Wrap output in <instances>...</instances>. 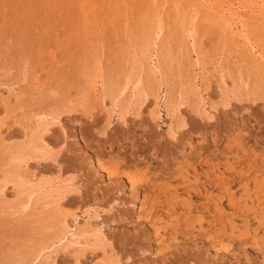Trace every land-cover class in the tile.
<instances>
[{"label":"rangeland","instance_id":"374dc122","mask_svg":"<svg viewBox=\"0 0 264 264\" xmlns=\"http://www.w3.org/2000/svg\"><path fill=\"white\" fill-rule=\"evenodd\" d=\"M263 207L264 0H0V264H264Z\"/></svg>","mask_w":264,"mask_h":264},{"label":"bare ground","instance_id":"6f19581e","mask_svg":"<svg viewBox=\"0 0 264 264\" xmlns=\"http://www.w3.org/2000/svg\"><path fill=\"white\" fill-rule=\"evenodd\" d=\"M194 31V30H193ZM158 33H161V31H159ZM159 37H162V35L160 34L159 35ZM149 47V46H148ZM150 48V47H149ZM148 52H149V50H147ZM199 52V51H198ZM148 66V65H147ZM150 66H148V68H149ZM160 67V66H159ZM159 70H160V68H159ZM162 70V69H161ZM157 72H159L158 71V68H157V70H156ZM156 71H152V73L154 74ZM155 75V74H154ZM157 76V75H156ZM164 76V75H163ZM160 79V78H159ZM140 80V79H139ZM143 81V80H142ZM141 81V82H142ZM146 81V80H145ZM156 81H157V79H156ZM130 82V81H129ZM158 82V81H157ZM159 82H160V80H159ZM135 83V82H134ZM138 83V82H137ZM136 83V84H137ZM153 83V82H152ZM143 85H144V83H143ZM138 86V85H137ZM157 86V85H156ZM141 87V86H140ZM144 87V86H143ZM160 87H161V85H160ZM158 88V87H157ZM139 89H141V88H139ZM195 90H197V88L195 89ZM140 90H138V92H139ZM144 91V90H143ZM155 92H157V91H155ZM140 93V92H139ZM142 94H143V92H142ZM147 94H148V92H147ZM140 97V96H139ZM169 97V96H168ZM143 98H144V96H143ZM202 101V100H201ZM206 116V115H205ZM186 128H187V126H186ZM187 162V161H186ZM225 178H227V177H225ZM229 179V178H228ZM232 182V181H231ZM226 184V183H225ZM228 184V183H227ZM68 186V185H67ZM70 188V187H69ZM247 189V188H246ZM47 195V194H46ZM249 195V194H248ZM52 197V196H51ZM58 199V198H57ZM258 200V199H257ZM219 206H221V203L219 204ZM191 207V206H190ZM264 208V207H263ZM217 209V208H216ZM263 210V209H262ZM219 213H221V212H219ZM264 213V212H263ZM250 215V214H249ZM264 215V214H263ZM243 216V215H242ZM79 218V217H78ZM94 219V218H93ZM78 220V219H77ZM95 220V219H94ZM256 224V223H255ZM249 226V225H248ZM64 227H65V229H69V226H68V224H64ZM244 228V227H243ZM237 229V228H236ZM239 229V228H238ZM237 229V230H238ZM93 230H95V229H93ZM97 230V229H96ZM239 231V230H238ZM221 232V231H220ZM97 233H99V232H97ZM224 233V232H223ZM72 234V233H71ZM68 235V234H67ZM93 235V232L91 231V230H85V231H82L79 235L78 234H74L73 235V241L74 240H76L77 239V241H75L74 242V244H77L78 243V239L80 238V237H82V236H84V237H90V236H92ZM98 236L99 237H101L103 240L104 239H106V237H105V235L103 234V233H99L98 234ZM219 236V235H218ZM65 239V238H64ZM223 240V239H222ZM102 241V240H101ZM218 241V240H217ZM80 243V242H79Z\"/></svg>","mask_w":264,"mask_h":264}]
</instances>
